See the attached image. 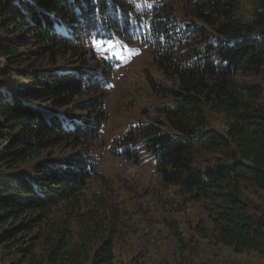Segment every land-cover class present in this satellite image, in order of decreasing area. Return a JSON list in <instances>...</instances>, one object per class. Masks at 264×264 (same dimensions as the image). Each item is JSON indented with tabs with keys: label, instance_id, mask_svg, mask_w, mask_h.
<instances>
[{
	"label": "trees",
	"instance_id": "obj_1",
	"mask_svg": "<svg viewBox=\"0 0 264 264\" xmlns=\"http://www.w3.org/2000/svg\"><path fill=\"white\" fill-rule=\"evenodd\" d=\"M174 3L0 0V264L157 261L124 249L126 203L94 158L113 47L135 44L171 83L151 79L160 119L129 128L118 154L143 149L175 202L200 205L197 227L264 258V0L252 16L240 0Z\"/></svg>",
	"mask_w": 264,
	"mask_h": 264
},
{
	"label": "rangeland",
	"instance_id": "obj_2",
	"mask_svg": "<svg viewBox=\"0 0 264 264\" xmlns=\"http://www.w3.org/2000/svg\"><path fill=\"white\" fill-rule=\"evenodd\" d=\"M169 3L175 7L174 0ZM257 3L258 0H240L247 16H252ZM113 49L120 52V63L107 87V119L95 142L94 158L99 156L95 160L97 173L119 190L126 203L129 242L124 249H144L152 260H157H153L155 264H264V258L253 251L236 253L218 245L207 229L201 230L204 223L197 227L205 219L200 205L181 207L175 202L174 190L160 183L154 158L143 149L136 160L118 154L120 138L129 128L160 119L157 108L166 101L152 90L151 79L171 83V78L157 68L150 50L141 45H117ZM0 62L4 61L0 58ZM0 82L5 80L0 78ZM209 121L218 131L225 127L217 114H210ZM100 176H93L90 190L102 188ZM174 228L183 242L175 239Z\"/></svg>",
	"mask_w": 264,
	"mask_h": 264
}]
</instances>
